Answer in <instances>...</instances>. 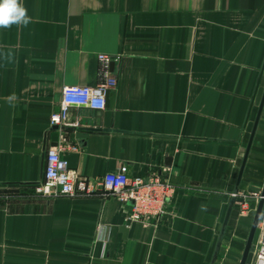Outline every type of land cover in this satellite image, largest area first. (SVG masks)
I'll use <instances>...</instances> for the list:
<instances>
[{"label":"crops","instance_id":"0c3cea01","mask_svg":"<svg viewBox=\"0 0 264 264\" xmlns=\"http://www.w3.org/2000/svg\"><path fill=\"white\" fill-rule=\"evenodd\" d=\"M21 3L29 24L0 28V264H240L256 197L226 216L232 193L264 186V102L247 153L264 0ZM109 78L104 109L71 106L51 122L65 85ZM51 146L85 189L36 191ZM122 166L175 186L159 222L127 221L130 203L103 187ZM257 238L258 227L246 264Z\"/></svg>","mask_w":264,"mask_h":264},{"label":"built area","instance_id":"2783aa9c","mask_svg":"<svg viewBox=\"0 0 264 264\" xmlns=\"http://www.w3.org/2000/svg\"><path fill=\"white\" fill-rule=\"evenodd\" d=\"M106 58L105 56H101ZM117 80L109 78L95 86L65 85L62 88L60 109L52 114L53 124L62 123L71 106L104 109L107 90L115 86ZM103 187L116 195L122 203H130L127 221L142 223H157L167 212L168 201L175 193V186L158 171H151L147 176H131L128 168L122 166L119 170L108 171L102 178ZM84 179L77 176L69 168L68 160L62 155L59 146L49 147L46 155V166L42 181L36 184V191L46 197L69 196L85 189ZM239 204L241 212L250 208V197H256V203L261 195L254 193H232ZM254 264H264V207L258 224V238L254 245Z\"/></svg>","mask_w":264,"mask_h":264},{"label":"clouds","instance_id":"9594fccd","mask_svg":"<svg viewBox=\"0 0 264 264\" xmlns=\"http://www.w3.org/2000/svg\"><path fill=\"white\" fill-rule=\"evenodd\" d=\"M30 19L21 0H0V28H9L12 25L27 26Z\"/></svg>","mask_w":264,"mask_h":264},{"label":"water","instance_id":"95a60500","mask_svg":"<svg viewBox=\"0 0 264 264\" xmlns=\"http://www.w3.org/2000/svg\"><path fill=\"white\" fill-rule=\"evenodd\" d=\"M263 102H264V96H263V99H262L261 107L259 109V113H258L256 121H255L253 133H252L251 139H250L249 144H248L247 153L249 151V147H250L251 142H252L253 134H254L255 128L257 126V122L259 120V116H260V113H261ZM247 153H246V157H247ZM243 166L244 165H242V167H241L240 176H241V173L243 171ZM239 179H240V177H239ZM237 184H239V181H238ZM234 201H235V199L232 198L231 203H230V207H229V210H228V213H227V216H226V221H227V219L229 217V214H230V211H231V207H232ZM129 203H131V202H129ZM263 207H264V186H263V189L261 191V196H260L259 200L257 201L256 210H255V214H254V219H253V222H252V226H251V229H250V233H249V236H248V239H247V243H246V246H245V249H244L243 256H242L240 264H246L248 256H249V253L253 249V239H254L258 224H259V220H260V216H261ZM121 230L125 233L127 231V228L124 226V227H121Z\"/></svg>","mask_w":264,"mask_h":264}]
</instances>
